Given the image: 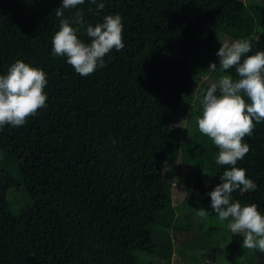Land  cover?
I'll use <instances>...</instances> for the list:
<instances>
[{
	"label": "trees",
	"instance_id": "obj_1",
	"mask_svg": "<svg viewBox=\"0 0 264 264\" xmlns=\"http://www.w3.org/2000/svg\"><path fill=\"white\" fill-rule=\"evenodd\" d=\"M103 2L102 10L87 0L79 6L84 23L118 13L124 47L82 77L64 57L51 54L60 0H0V74L23 60L48 79L46 107L23 126L0 129V264H140L138 253L171 264L181 249L177 234L192 229L193 212L205 209L218 218L207 193L229 166L215 163L217 147L196 124L212 83L198 84L182 128L180 102L187 91L167 84L166 61L174 57L172 44L183 46L190 57L175 60H183L186 74L202 73L218 63L207 52L223 35L248 39L249 55L264 51V1ZM75 12L66 9L64 17ZM78 38L88 42L83 28ZM223 74L238 78L234 68ZM254 125L244 138L249 151L236 167L256 188L232 196L264 212V122ZM181 163L192 176L187 194L198 195L191 208L180 204L184 224L172 198ZM196 229L193 241L202 250L197 264L221 261L217 254L235 253L243 240L230 232L221 247ZM245 262L264 264V252L256 250Z\"/></svg>",
	"mask_w": 264,
	"mask_h": 264
},
{
	"label": "clouds",
	"instance_id": "obj_2",
	"mask_svg": "<svg viewBox=\"0 0 264 264\" xmlns=\"http://www.w3.org/2000/svg\"><path fill=\"white\" fill-rule=\"evenodd\" d=\"M87 2L96 5L97 10L105 7L103 0ZM85 3L86 0H60V6L55 9L59 27L51 37V54L64 57L82 77L104 67L105 57L113 49L118 52L124 47L121 16L108 14L95 25H85L83 10L79 8ZM66 9H76L74 17L65 18ZM81 28L88 42L78 38ZM219 44L215 53L218 63L210 62L207 69L227 73L234 68L238 78L220 75L203 93L202 112L196 118L199 132L217 147L215 163L229 166L219 175L220 183L207 193L210 209L221 222L227 221L231 233L243 234L242 248L264 252V212L256 204L241 205L232 196L236 190L247 192L256 188L246 177L245 169L236 164L249 151L244 138L251 136L254 122H264V51L249 55L252 45L246 38ZM47 84V74L23 60H16L6 73L0 74V129L6 125L23 126L28 117L46 107ZM207 214L205 209L198 212L200 217Z\"/></svg>",
	"mask_w": 264,
	"mask_h": 264
},
{
	"label": "rangeland",
	"instance_id": "obj_3",
	"mask_svg": "<svg viewBox=\"0 0 264 264\" xmlns=\"http://www.w3.org/2000/svg\"><path fill=\"white\" fill-rule=\"evenodd\" d=\"M245 4H258L262 3L264 0H241ZM225 40H232L227 35H223L216 40L212 42V49L208 50V54L216 57L215 53L217 49L219 48L220 44L219 42H223ZM171 51L173 52L174 57L173 58H167L166 61V74H165V80L167 81V84H176L179 87L184 88L185 91H187L186 96H182L181 98V109L184 113V120H183V126L185 127L187 121H188V100L195 95L196 88L200 82H207V83H213L215 82L220 75H223L220 71H209L207 68L202 73H188V70L185 69V65L183 60H175V57H180L187 59L190 57V51L183 46H177L172 44ZM217 58V57H216ZM163 167L166 171H168L167 164H163ZM189 165L185 163H181L180 170L178 171L179 175L176 177V179H173L172 181V198H173V204L178 208L177 214L181 217V223L184 224V216H181L185 212L184 209L180 208V204L185 201V205L188 208H191V202L198 198V195H188L187 193L191 189V181L192 176L189 172ZM187 195V196H186ZM234 200H238L240 202V198L233 196ZM189 211V209H186V211ZM191 222L190 225L192 226V229L189 231L183 230L182 232L177 234L175 242L178 244L180 243L181 249L179 254L175 252L173 254V259L171 264H197L194 261V257L196 256L197 260H201V247L197 243V241H193L195 233L193 229H196L197 225L199 229H196L197 231L201 232L202 239L204 238L208 242L217 243L216 245H219L221 247H225L228 244L229 236L228 235L231 231L227 228V221L221 222L216 216H206V217H200L197 213H192L190 216ZM198 220H200L198 222ZM195 227V228H194ZM201 229V230H200ZM191 241V244H185L183 246L182 243L184 241ZM201 251V252H200ZM256 254V250L253 249H247L242 248L241 245L237 249V251L233 254H223L219 255L217 254V257L221 260H217L213 262V264H246V258H249L251 255ZM192 256V261H190ZM137 257L139 258L140 264H156L157 259L154 258L151 255H146L144 253H138ZM189 263H188V262ZM163 264V262H161Z\"/></svg>",
	"mask_w": 264,
	"mask_h": 264
}]
</instances>
